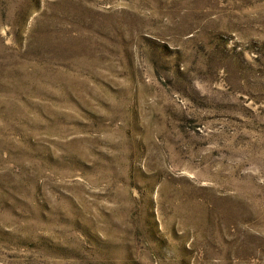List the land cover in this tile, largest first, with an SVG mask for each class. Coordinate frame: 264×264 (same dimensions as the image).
Wrapping results in <instances>:
<instances>
[{
	"label": "rangeland",
	"instance_id": "374dc122",
	"mask_svg": "<svg viewBox=\"0 0 264 264\" xmlns=\"http://www.w3.org/2000/svg\"><path fill=\"white\" fill-rule=\"evenodd\" d=\"M0 264H264V0H0Z\"/></svg>",
	"mask_w": 264,
	"mask_h": 264
}]
</instances>
